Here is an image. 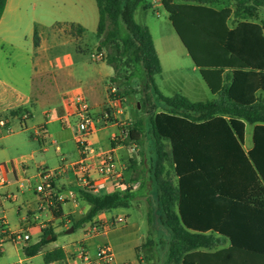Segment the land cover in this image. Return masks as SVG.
Segmentation results:
<instances>
[{
  "label": "trees",
  "instance_id": "1",
  "mask_svg": "<svg viewBox=\"0 0 264 264\" xmlns=\"http://www.w3.org/2000/svg\"><path fill=\"white\" fill-rule=\"evenodd\" d=\"M94 1L98 50L113 47L117 53L105 62L116 72L120 44L127 50L137 47L154 108H160L149 118L156 209L148 211V223L152 227L156 219L159 233L168 236L166 264H264V21L255 18L264 0H232L235 9H216L212 0H158L215 97L207 102H191L179 94L167 97L157 88L155 77L162 67L153 38L135 20L144 0ZM6 2L0 0V19ZM243 16L230 27L232 17ZM117 79L114 75L111 84ZM247 124L254 126L253 147L245 152ZM123 131L124 145L140 144L143 119ZM82 197L90 208L81 223L128 208L133 199L127 190L105 195L82 190ZM48 235L24 253L35 255L49 242ZM226 241L228 248L209 251ZM61 255L55 250L45 259Z\"/></svg>",
  "mask_w": 264,
  "mask_h": 264
},
{
  "label": "crops",
  "instance_id": "2",
  "mask_svg": "<svg viewBox=\"0 0 264 264\" xmlns=\"http://www.w3.org/2000/svg\"><path fill=\"white\" fill-rule=\"evenodd\" d=\"M28 1L7 0L0 19V117L8 119L11 129L0 138L1 174L6 180L0 195L8 196L1 200L0 220L5 222L9 234H27L29 240L15 243L0 235V264H82V251L93 257L103 244L113 253L116 264H155L152 254L141 255L142 246L150 237L148 211L156 209L153 198L156 185L152 181L153 139L145 145L142 141L123 144L125 128L114 119L121 116L128 119V116L122 108L125 103L111 95L115 89L110 81L114 76L113 68L105 60H93L92 54L90 59L78 54L82 50L76 42L86 30L81 20L85 18L84 13L61 21L40 20L35 11L22 8ZM23 24L25 31L20 28ZM71 26L79 29L80 36L71 34ZM23 33L32 41L23 42ZM153 42L156 49L154 39ZM94 48L98 50V41ZM207 92L202 102L215 98L209 89ZM78 96L85 99L95 121L88 145L97 153H113L119 172L125 175L127 191L133 196L130 207L105 211L93 219L122 218L126 224L128 210L146 208L148 228L145 236L135 227L115 234L116 226L107 232L92 234L88 232L92 221L81 223L90 207L75 178V165L83 157L77 142L79 118L71 103ZM23 114L27 115L26 119H22ZM251 126L253 131L254 126ZM133 145L136 153L131 152ZM252 147V141L246 143L245 128L243 149L248 152ZM43 169L55 174L52 179L54 206L50 207H42L44 193L36 190L43 183L40 175ZM114 191L109 184L102 194ZM157 223L156 219L152 220V228L158 235ZM71 228L73 232L67 233ZM44 234H49V242L35 255H26L24 250L37 244ZM111 234L115 235L110 237ZM166 238L168 240L167 235ZM228 247L226 241L209 251ZM55 250L61 251V257L46 261L47 254Z\"/></svg>",
  "mask_w": 264,
  "mask_h": 264
},
{
  "label": "rangeland",
  "instance_id": "3",
  "mask_svg": "<svg viewBox=\"0 0 264 264\" xmlns=\"http://www.w3.org/2000/svg\"><path fill=\"white\" fill-rule=\"evenodd\" d=\"M181 1L186 0H177V2ZM154 3L160 4V2H155V0H144L135 12V20L138 24L144 25L149 29L155 41L157 54L163 69L162 74L155 77V84L160 92L167 97L174 96V94L183 95L180 92L182 91L191 102H202L207 97L208 88L176 35L168 20L166 11L161 4L156 7ZM210 5L216 9L227 7L235 9V4L232 0H212ZM22 8H26L28 12L35 11L37 19L40 20L61 21L67 18H74V14L80 15L83 12L85 18L81 20H84L86 26L83 36H80L79 29L71 26V34L75 37L80 36L76 44L82 51H79L78 54L90 59V54L103 53V61L109 58V55L115 56L117 54L113 47L101 50L94 48L99 40L96 34L98 12L94 0H87L86 2L83 0H66L65 2L59 0H29L23 4ZM243 18L246 17H232L229 20L230 27H234ZM255 18L260 23L264 21V7L258 10ZM20 28L25 31V24ZM26 36L25 33L22 34V41L31 42V37L28 36L26 38ZM118 57V61L115 62L118 69L114 72V75L118 79L113 84L115 92H111V95L114 99L119 100L120 103H125V105H122V108L126 109L128 119L122 116L121 118L113 119L119 121L121 128L129 127L136 119H143L144 134L142 142L143 145L146 143L150 144L152 137L149 118L158 112L160 108H154V104L156 103L155 96L139 62L138 48L135 47L127 50L126 46L121 43ZM203 91L205 92L203 93ZM251 141L252 126L247 124L246 143L250 144ZM165 152L169 156V146L167 143ZM165 166L170 172V177H172L173 174L169 170L167 162H165ZM127 212L129 217L126 219V224L121 223L117 225L114 228L116 230L115 234L121 232L122 229L135 227L139 229V234L145 236L148 228L146 208H131ZM14 217L17 218V216ZM150 228V237L143 244L141 255L152 254L155 264H163L167 256V238L160 233L158 235L155 234L154 229ZM115 234H111L110 237ZM117 248L115 246L116 250Z\"/></svg>",
  "mask_w": 264,
  "mask_h": 264
},
{
  "label": "built area",
  "instance_id": "4",
  "mask_svg": "<svg viewBox=\"0 0 264 264\" xmlns=\"http://www.w3.org/2000/svg\"><path fill=\"white\" fill-rule=\"evenodd\" d=\"M91 58L95 61H103V53L92 54ZM111 92H115V89ZM76 108V114L79 118L77 142L82 148L83 157L75 165L76 181L82 186L83 190H88L94 195H100L107 190L109 184L114 187V192L122 193L128 189L127 183L124 181V173L119 172L118 164L115 156L111 152L97 153L88 145L87 139L91 132L95 129V121L91 115L89 107L82 96H78L71 102ZM27 115H22V119H26ZM11 132L9 121L6 117H0V138ZM127 131H123L125 137ZM115 138V137H114ZM136 146L131 147V152L136 153ZM3 167L0 166V190L5 187L6 180L1 174ZM43 183L36 187L38 192L44 193V205L42 207H50L53 205V187L52 179L54 171L43 169L41 171ZM8 199V196L0 195L1 200ZM122 218L110 221L93 219L90 223L88 232L92 234L104 233L115 226L124 223ZM0 235L2 238L10 239L15 243H25L29 240L27 234H9L6 224L0 220ZM82 264H116L114 255L107 246H101L93 257H90L82 251Z\"/></svg>",
  "mask_w": 264,
  "mask_h": 264
},
{
  "label": "water",
  "instance_id": "5",
  "mask_svg": "<svg viewBox=\"0 0 264 264\" xmlns=\"http://www.w3.org/2000/svg\"><path fill=\"white\" fill-rule=\"evenodd\" d=\"M72 232H73L72 228L67 231V233H72Z\"/></svg>",
  "mask_w": 264,
  "mask_h": 264
}]
</instances>
